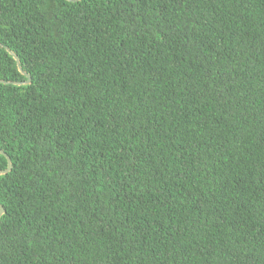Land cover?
<instances>
[{
    "label": "trees",
    "instance_id": "trees-1",
    "mask_svg": "<svg viewBox=\"0 0 264 264\" xmlns=\"http://www.w3.org/2000/svg\"><path fill=\"white\" fill-rule=\"evenodd\" d=\"M0 80V264H264V0H0Z\"/></svg>",
    "mask_w": 264,
    "mask_h": 264
},
{
    "label": "water",
    "instance_id": "water-1",
    "mask_svg": "<svg viewBox=\"0 0 264 264\" xmlns=\"http://www.w3.org/2000/svg\"><path fill=\"white\" fill-rule=\"evenodd\" d=\"M73 1H76V0H73ZM7 51L15 58V60L17 62V65H18V68L21 71V73L27 76V81L26 82H22V83H25V84L29 83L30 80H31V77H30V75L27 72H25L22 69V66L20 65V60H19L18 56L9 48H7ZM0 82H4V81L0 80ZM12 83L22 84L21 82H12ZM0 153L5 155V157L7 158V161H8L7 168L5 170H0V175H2V174H6L7 172H9L12 169V163H11V159H10L9 155L6 152H4L2 149H0ZM3 213H4V208L0 204V217H1V215Z\"/></svg>",
    "mask_w": 264,
    "mask_h": 264
}]
</instances>
